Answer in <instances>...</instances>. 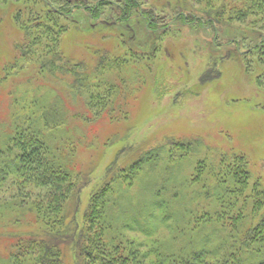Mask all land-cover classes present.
Segmentation results:
<instances>
[{
	"label": "trees",
	"instance_id": "1",
	"mask_svg": "<svg viewBox=\"0 0 264 264\" xmlns=\"http://www.w3.org/2000/svg\"><path fill=\"white\" fill-rule=\"evenodd\" d=\"M78 2L0 0V20L23 36L2 80L13 75L23 96L24 83L37 85L30 102L18 97L9 103L10 120L0 121V222L11 225L0 229V245L7 247L0 250V264H264V187L251 185L245 155L223 151L198 162L187 185L211 186L181 205L191 207L187 214L168 197L166 189L172 194L175 188L155 180L144 205L121 216L110 213L115 189L122 186L117 181L133 187L144 170L161 162L173 170L177 160L205 144L170 139L169 147L143 149L128 166L119 168L116 159L84 212L80 195L93 171L84 172L78 155L88 121L128 119L129 74L139 76L141 61H148L147 71L163 59L166 40L177 44L182 27L211 32V46L229 49L264 100V0H176L167 8L181 10L168 15L140 0ZM78 32L93 36L81 46L85 59L69 58L63 50L65 36ZM221 35L228 37L224 44ZM220 74L207 72L201 83ZM165 85V79L156 82L157 98L168 93ZM59 86L80 105L65 104ZM186 95L179 92L175 104ZM203 196L209 205L198 201ZM135 231L148 240L128 236Z\"/></svg>",
	"mask_w": 264,
	"mask_h": 264
},
{
	"label": "rangeland",
	"instance_id": "2",
	"mask_svg": "<svg viewBox=\"0 0 264 264\" xmlns=\"http://www.w3.org/2000/svg\"><path fill=\"white\" fill-rule=\"evenodd\" d=\"M140 1L145 8L155 9L161 15H168L169 12L173 13L182 8L175 7V11L167 8L169 3H175L176 0ZM1 20L0 121L6 122L10 120L7 118L9 103L18 100V97L27 103L30 102L37 85L23 84V81L17 80V83L23 84L26 90L23 96L22 89L17 88L13 80V75L7 81L2 80L7 74L4 71L5 67L16 55L15 44L23 36L13 24ZM85 26L84 23L81 27ZM82 33L78 32L79 36L71 33L65 36L63 50L67 57L88 58L87 51L81 46L86 45L87 39L93 36L82 38ZM213 37L211 32H205L203 29L182 27L177 44L172 45L174 42L172 38L166 40L167 49L164 50L163 59L156 60L155 66L152 64L147 71L144 68L149 64L148 61H141L137 66L139 76L129 74L128 86L133 94L128 102V119L114 122L104 119L99 123L90 120L87 122L89 124L87 130L82 127L83 145L78 147V155L84 172L87 170L93 172L89 175V181L84 182L86 186L80 195L81 212L86 210L92 191L101 187L107 177L109 165L116 159L119 158V168L122 163L128 166L142 154L143 149L166 145L170 139L182 142L187 139H200L205 148L197 149L195 146L189 157L175 162L173 170L166 162L144 170L133 187H129L121 180L117 181L116 183L122 186L116 187L115 191L118 192V194L114 192L116 196L113 194L112 203L115 202L116 205L114 211L110 212L111 215L115 213L125 215L134 206L144 205L151 195H148V191L156 187L155 180L160 182L161 186L164 183L169 185L168 188L172 186L175 188L172 189V194L166 189L168 197L182 207V213L187 214L191 207L181 205L187 202L189 205V201L191 202L196 194L207 192L211 186L210 182L206 185H187L188 180H192L196 175L198 162L218 158V153L223 151L245 155L250 162L251 185L259 182L264 187V100L258 94L260 92L258 86L252 84L253 81L242 73L240 64L234 61L235 57H231L229 49H214L211 46ZM218 40L224 44L228 37L221 35ZM207 72L210 75L220 72L222 75L220 74V78L214 82L203 84L201 79ZM163 79L166 82L164 88L168 93L160 99L157 98L155 86L156 82ZM53 85L49 82L48 86L51 88ZM57 90L63 94L62 101L65 104L71 105L73 109L80 105V100L78 98L74 100L63 90V86H59ZM185 91L187 92L185 101L175 104L176 95ZM203 185L207 188H202ZM174 196L177 197L172 199ZM200 199L198 201L203 205L211 203V199L207 197L203 196ZM211 209L213 207L208 210ZM6 226L11 227L8 220L4 219L0 222V229H8ZM127 234L140 242L148 240L146 235L139 231ZM6 248L0 245V250Z\"/></svg>",
	"mask_w": 264,
	"mask_h": 264
},
{
	"label": "flooded vegetation",
	"instance_id": "3",
	"mask_svg": "<svg viewBox=\"0 0 264 264\" xmlns=\"http://www.w3.org/2000/svg\"><path fill=\"white\" fill-rule=\"evenodd\" d=\"M76 1H77V3H79L78 0H76ZM122 9H125V7H123ZM120 15H121V14L119 13L118 16H120ZM145 19L149 20L148 17H145ZM150 23H151V22H150Z\"/></svg>",
	"mask_w": 264,
	"mask_h": 264
}]
</instances>
